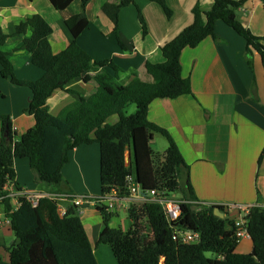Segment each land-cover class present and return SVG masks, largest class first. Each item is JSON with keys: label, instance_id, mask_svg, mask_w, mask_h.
<instances>
[{"label": "trees", "instance_id": "trees-1", "mask_svg": "<svg viewBox=\"0 0 264 264\" xmlns=\"http://www.w3.org/2000/svg\"><path fill=\"white\" fill-rule=\"evenodd\" d=\"M74 0H50L58 10L66 9ZM83 8L88 0H81ZM159 2L168 17L172 11L166 0ZM248 0H214L211 9L204 11L198 2L193 12V22L177 36L161 46L165 61L144 64L152 83L134 74L125 83L119 81L122 71L112 60H94L77 42L88 26L85 12L66 20L73 36L71 44L54 54L48 36L52 31L48 22L35 14L16 25L15 34L32 30L24 41V48L32 53L33 62L44 69L35 81H20L6 52L0 49L2 76L14 83L30 88L33 99L27 112L33 114L36 123L18 140L10 118L2 117L0 137V205L11 221L17 243L9 248L10 264H99L78 208L68 203L66 214L61 215L58 200L52 195L62 193L63 166L69 162L70 152L83 144L98 143L101 150L100 196L96 197L103 216L104 229L99 243L107 244L118 264H264V208L253 206L246 216L251 253L237 251L238 238L234 224L228 217L221 218L215 209L222 206H203L198 210V200L191 183L190 166L178 144L164 127L149 119V107L155 99H175L192 94L189 78L182 74L181 54L186 47H196L213 34L219 19L233 27L258 51L264 64V37L254 35L238 18V12ZM264 3V0H258ZM135 0H108L104 13L119 34L121 8L135 4ZM139 18L147 34L145 19L139 10ZM9 35L0 29V45ZM123 46V44L120 42ZM248 62L252 65V59ZM91 68H105L94 78V89L88 97H80L65 106L60 114L50 112L47 100L56 90L69 93L68 84L84 75ZM136 109L128 113V107ZM116 116V121L109 119ZM160 133L168 141L164 151L153 149L154 135ZM128 156L130 160L128 161ZM264 156V150H263ZM28 158L37 180L50 187V194L39 198L30 197L18 188V203L6 190L15 182L14 162ZM135 174L144 193L152 190L171 198L176 194L181 200L180 217L170 222L164 207L157 201L133 202L129 207L131 229L111 227L113 212L104 196L116 191V197H129L126 179ZM70 198H72L70 196ZM200 232L195 243H183L174 239L175 229Z\"/></svg>", "mask_w": 264, "mask_h": 264}, {"label": "crops", "instance_id": "crops-1", "mask_svg": "<svg viewBox=\"0 0 264 264\" xmlns=\"http://www.w3.org/2000/svg\"><path fill=\"white\" fill-rule=\"evenodd\" d=\"M106 1L88 0L83 8L81 0H74L66 9L58 10L50 0H0V29L9 35L0 49L7 53L15 77L20 81H35L45 72L23 46L32 30L28 28L24 33L15 34L16 25L35 14L41 15L51 26L48 40L53 53L57 54L73 40L66 20L85 12L89 24L77 39L79 45L94 60H112L122 68L121 83L129 81L134 74L149 82L145 62H164L161 46L192 24L194 6L199 2L201 9L207 11L214 3V0H166L172 11L168 17L159 2L135 0V4L121 8L117 36L113 22L103 11ZM139 10L146 22V35ZM238 18L254 35L264 37L263 2L248 0L240 8ZM181 63L183 76L191 81L192 94L155 99L149 107V119L167 129L178 144L190 166L191 183L200 202L233 204V209H224L229 221L244 213L242 206L264 208V64L261 54L252 49L250 55L246 38L219 19L213 34L196 47L183 49ZM1 70L0 64V137L5 116L17 128L20 138L36 123L34 115L26 111L33 93L29 87L4 78ZM104 70L91 68L82 77L72 80L67 88L76 93L56 90L47 100L50 112L58 115L65 106L80 97H88L94 89L95 76ZM116 119L112 117L113 122ZM158 144L154 135L153 149L164 151L168 147L159 149ZM100 161L98 143L74 148L69 162L62 168L64 181L60 189L61 194L89 197L79 214L96 259L99 264H118L111 247L98 242L104 229L96 200L102 190ZM14 166L15 182L6 185L14 203L18 188L34 198L50 194V187L37 180L28 158H17ZM63 202L58 201V204L65 208L70 203ZM128 203H133L130 197L117 198L111 210V227L131 229ZM123 210L128 215L127 229L123 227ZM15 243L17 237L11 221L0 205V264H10L9 248ZM252 250L251 237L238 241L239 253Z\"/></svg>", "mask_w": 264, "mask_h": 264}, {"label": "built area", "instance_id": "built-area-1", "mask_svg": "<svg viewBox=\"0 0 264 264\" xmlns=\"http://www.w3.org/2000/svg\"><path fill=\"white\" fill-rule=\"evenodd\" d=\"M13 130L17 132V128L15 126H13ZM18 139L19 137L18 135H16V140ZM126 188L128 190L129 197L132 199L133 202H146V201L160 202L163 205L167 218L170 222L177 220L182 213V208H181L182 200L178 196H176V194H173L171 198H167L165 196H162L160 193L156 192L155 190H152L149 193H144L143 187L139 183L135 174H131L127 177ZM19 194L20 192L17 195ZM28 195L31 197L30 194ZM116 195H117L116 191H112L111 194H107L104 196V200L109 210H112L114 203L118 198L116 197ZM70 196L71 195H67V194L52 195V197H54L58 201L67 200L70 203L74 204L78 208V211L80 213L83 206L88 202L89 197L84 195V196H71L72 198H70ZM17 203L18 201H16V204ZM196 203L199 206L198 210L201 209L203 206H222L225 209V211L233 209L235 207L233 204H217L213 202H200V201H197ZM242 207L244 209V213L235 217L232 221L234 224V230L238 238V241L243 237H250L246 216L249 214L252 207H247V206H242ZM58 210L61 215H65L67 207L65 208L64 206L59 205ZM225 211H223L224 214ZM200 237L201 234L200 232L197 231H183L176 228L174 232V239L177 241H181L183 243L198 242Z\"/></svg>", "mask_w": 264, "mask_h": 264}, {"label": "rangeland", "instance_id": "rangeland-1", "mask_svg": "<svg viewBox=\"0 0 264 264\" xmlns=\"http://www.w3.org/2000/svg\"><path fill=\"white\" fill-rule=\"evenodd\" d=\"M149 76V75H148ZM149 82L150 83H152V82H154L153 81V79H151V77L149 76ZM146 81V80H145ZM147 82V81H146ZM135 109H136V107H135V105L134 104H131L129 107H128V113H133V112H135ZM114 118L116 117V116H113ZM111 121L110 122H113L112 121V117H111V119H110ZM116 121V120H115ZM155 136H156V139H158V141H159V144H158V147H159V149H164V147H167L168 146V141H167V139L163 136V135H161L160 133H156L155 134ZM162 143H164V144H162ZM165 145V146H164ZM61 203H65V202H63V201H61ZM127 206H130L129 205V203H128V205ZM122 215H123V218H124V224H123V227L125 228V229H127V226H128V222H127V214L125 213V211L123 210V212H122Z\"/></svg>", "mask_w": 264, "mask_h": 264}, {"label": "water", "instance_id": "water-1", "mask_svg": "<svg viewBox=\"0 0 264 264\" xmlns=\"http://www.w3.org/2000/svg\"><path fill=\"white\" fill-rule=\"evenodd\" d=\"M215 214L221 218H224L225 217V214L224 212L220 209V208H216L215 209Z\"/></svg>", "mask_w": 264, "mask_h": 264}]
</instances>
